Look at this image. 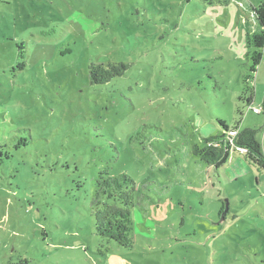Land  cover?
Listing matches in <instances>:
<instances>
[{
    "label": "rangeland",
    "instance_id": "1",
    "mask_svg": "<svg viewBox=\"0 0 264 264\" xmlns=\"http://www.w3.org/2000/svg\"><path fill=\"white\" fill-rule=\"evenodd\" d=\"M263 97L264 0H0V264H264L263 163L192 154L219 121L263 142ZM102 172L134 182L129 249Z\"/></svg>",
    "mask_w": 264,
    "mask_h": 264
},
{
    "label": "trees",
    "instance_id": "2",
    "mask_svg": "<svg viewBox=\"0 0 264 264\" xmlns=\"http://www.w3.org/2000/svg\"><path fill=\"white\" fill-rule=\"evenodd\" d=\"M20 59L21 52L19 53ZM127 65L123 63L90 64L88 76L91 84H104L123 75ZM251 107V98L247 100ZM261 113L264 114V97L261 104ZM253 113V112H252ZM254 114V113H253ZM222 131L202 138L200 145H194L192 154L208 166L219 169L232 155V148L240 147L247 150L249 158L262 162L264 166V141L256 138L257 129L242 128L238 123L231 126L219 121ZM237 130L236 135L229 134ZM264 131V128H263ZM97 195L94 205L95 233L107 240L114 241L121 247L131 248L133 239V221L131 208L134 206V182L125 174L111 177L100 173L96 181ZM224 211L221 207L219 214Z\"/></svg>",
    "mask_w": 264,
    "mask_h": 264
},
{
    "label": "crops",
    "instance_id": "3",
    "mask_svg": "<svg viewBox=\"0 0 264 264\" xmlns=\"http://www.w3.org/2000/svg\"><path fill=\"white\" fill-rule=\"evenodd\" d=\"M255 115H258V114H255ZM202 124H206V123L203 122ZM200 126L202 127V125H200ZM209 129H210L209 125L206 126V129H205V127L203 129H199V133H201L202 138L211 136V134L206 135L207 134L206 132ZM241 158L244 159V157H242V155H240V154H232L230 156V158L219 168H224L225 171L229 170L230 172H232V176H233V174L236 173V168L240 167L242 165L241 164L242 163ZM207 167H209V166H207ZM218 212H219V209H218Z\"/></svg>",
    "mask_w": 264,
    "mask_h": 264
},
{
    "label": "built area",
    "instance_id": "4",
    "mask_svg": "<svg viewBox=\"0 0 264 264\" xmlns=\"http://www.w3.org/2000/svg\"><path fill=\"white\" fill-rule=\"evenodd\" d=\"M249 108H250V110H251L254 114H260V113L262 112L260 107L251 106V107H249ZM236 133H237V130H233V131H230V132H229V134L232 135V136L236 135ZM233 148H234V149L236 148V149L239 150L241 153L247 152V150L244 149V148L234 147V146H233ZM233 148H232V149H233Z\"/></svg>",
    "mask_w": 264,
    "mask_h": 264
}]
</instances>
